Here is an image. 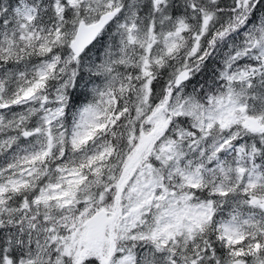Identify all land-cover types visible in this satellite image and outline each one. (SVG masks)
I'll return each instance as SVG.
<instances>
[{
    "label": "snow or ice",
    "instance_id": "1",
    "mask_svg": "<svg viewBox=\"0 0 264 264\" xmlns=\"http://www.w3.org/2000/svg\"><path fill=\"white\" fill-rule=\"evenodd\" d=\"M0 264H264V0H0Z\"/></svg>",
    "mask_w": 264,
    "mask_h": 264
}]
</instances>
